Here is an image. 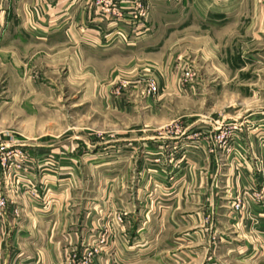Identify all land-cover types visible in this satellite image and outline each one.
Returning <instances> with one entry per match:
<instances>
[{
    "label": "crops",
    "instance_id": "1",
    "mask_svg": "<svg viewBox=\"0 0 264 264\" xmlns=\"http://www.w3.org/2000/svg\"><path fill=\"white\" fill-rule=\"evenodd\" d=\"M96 1L0 0V44L12 31L20 32V42L34 39L45 43L65 41L74 51L71 57L84 64L78 70L77 78L92 80L88 89L100 98L102 107L120 113H133L140 107L137 106L139 103L133 105L128 97L125 98L128 95H116L118 89L113 85L117 78L138 73L143 67L141 64L151 63L158 75L166 72L173 80V64L177 60L185 62L198 55L207 57L208 47L213 52L212 61L226 62L230 88H235V81L245 80L243 93L263 96L262 101L256 100L255 104L237 109L235 115L228 113L224 116L237 119L244 115L249 121V129L236 133L231 141V152L212 150L207 137L212 130L202 128L209 121L201 120L199 126H194L198 124L199 113L195 114L197 118L188 114L183 117L187 128L200 130V146L188 149L193 147L185 141L189 136H179L175 141L164 140L171 146L162 147L164 153L160 154L168 162L165 164H168L169 171L173 170V158L180 161L185 157L187 161L178 168L177 182L167 184L172 188L169 193L174 194L169 195L168 218L161 226L163 229L172 227L175 232L169 239L162 228L148 232V244L140 246H136L132 237L127 244H123L122 237L119 238V246L114 250L117 264H139L145 260L160 264H264V198L256 204L247 202L244 210L239 212L232 207L235 196L246 188L264 192V0H142L151 9L146 30H138V24L130 20L136 0H113L120 9L121 18L103 15ZM16 24L18 28L14 27ZM117 32L126 39L123 40L122 35L118 37ZM108 34L110 37L106 39ZM92 49L98 54L96 57L113 56V60L100 67L86 63L87 57L94 54ZM171 80L169 85L161 81L164 84L161 90L169 89L178 94L187 91ZM159 106L163 107L149 99L144 109L153 108L155 111ZM250 124L258 127L255 129ZM135 127L139 126L132 124L131 128ZM154 138L132 137V140L134 144L143 140L149 144V155L156 156L159 155L155 145L158 140ZM173 142L179 143L173 147L174 150L180 147L179 151H172ZM39 146L41 148L30 150V153L42 160L49 152L45 149L49 145ZM63 153L73 155L71 151L63 150L57 156L61 158ZM173 154L177 156L172 157ZM66 158V165L71 170L65 174L72 178L68 179L67 189L51 214L35 213L28 217L25 210L16 225L11 210L7 223H0V264H64L65 248L77 241L74 228L77 210L82 209L80 220L88 221V215L92 213L86 210L89 203L85 204L83 211L74 198V181L80 171L72 158ZM128 171L130 168L123 170L125 176ZM137 171L151 175L156 171V164L146 166L140 163ZM32 175L39 183L44 177L45 183H50L51 187L57 177L52 170L34 169ZM126 180L118 183L117 187L122 191L118 199L124 206L137 205L140 189L138 187L134 199L135 193L126 188L132 189ZM109 196L110 193L102 194L94 209L101 212V204ZM149 205L153 208L154 201ZM146 216L150 219L149 214ZM207 216L211 218L210 228L204 225ZM187 230H191L190 236L185 234Z\"/></svg>",
    "mask_w": 264,
    "mask_h": 264
},
{
    "label": "rangeland",
    "instance_id": "2",
    "mask_svg": "<svg viewBox=\"0 0 264 264\" xmlns=\"http://www.w3.org/2000/svg\"><path fill=\"white\" fill-rule=\"evenodd\" d=\"M150 14L149 8L146 24L150 21ZM14 27L18 28L19 25ZM19 34V31L8 32L6 40L0 44V202L5 201V206H0V223H7L11 210L15 222L25 210L28 217L35 213L51 214L72 178L65 174L71 170L66 165V157L72 158L80 171L74 181V198L83 211L86 209L85 204L89 203L90 207L86 210L92 213L88 215V221L80 220L82 209L77 210L78 216L74 223L77 241L75 245L65 248L62 257L64 264H117L114 250L119 246V238L122 237L123 244H127L132 237L136 246L146 245L148 232L162 228L170 209L169 195L174 194L169 193L172 188L167 187V184L177 182L178 168L187 162L185 157L180 161L173 158V170L169 171L168 164H165L168 162L162 157V147L169 148L171 145L164 140L175 141L179 136H189L185 141L193 146L188 147L192 150L201 144V132L193 131L195 127L187 128L183 119L186 114L195 118V114H200L198 124L194 126H199L201 120L209 121L202 128L212 130L207 135L212 150L231 152V141L236 133L249 129V121L244 115L237 119L224 116L255 104L256 100H263L262 95L243 93L245 80L235 81V88H230L226 62L212 61L213 52L208 47L207 57L198 55L185 62L177 60L173 64V80L168 78L166 72L158 75L151 63L141 64L143 67L138 73L117 78L113 85V88L118 89L116 95H128L125 98L128 97L133 105L139 103L137 106L140 108L128 114L116 112L112 108L105 110L100 98L88 89L92 80L77 78V72L84 64L71 57L74 51L65 41L50 40L45 43L34 39L20 42ZM109 37L110 34L105 36L106 39ZM92 53L86 63L91 62L97 67L113 60V56L96 57L98 54H95L94 49ZM223 56L226 57L224 51ZM186 72H190L191 76H185ZM169 79L187 91L178 94L169 89L161 90L163 83L169 85ZM150 81L158 87L155 94H149ZM149 99L161 103L163 107H158L161 110L157 107L155 111L153 108L144 109ZM216 120L220 121L215 123ZM132 124L139 127L131 128ZM253 126L255 129L258 127L250 124V127ZM146 136L156 137L159 155L151 153L150 156L149 144L143 140L135 144L132 140V137ZM44 139L47 141L42 143ZM35 143L49 145L45 147L49 152L42 160H37L30 153V150L41 148ZM175 145L179 146V143L173 142L172 151H179L180 147L174 150ZM63 150L71 151L73 155L63 153V157H58L57 154ZM21 152L27 154L24 163L16 160V155L19 156ZM9 153L11 155L7 156ZM5 157H8L7 161H4ZM140 163L146 166L154 163L156 171L151 175L145 171L136 172ZM128 168L130 171L125 176L123 170ZM34 169L52 170L57 176L54 178L56 181L52 182L53 187L45 183L44 177L43 182L35 181L32 175ZM122 180L129 181L134 190L126 188L135 193L134 199L139 187V204L124 206L118 199L122 191L117 186L123 183ZM104 193H110V196L101 204V213L94 207L95 203L99 204V197ZM262 193L257 188L242 190L234 198L233 210H244L247 202L258 203ZM153 201L155 205L152 208L149 204ZM146 214H149L150 219ZM57 224L63 227L61 223ZM16 225H19L18 222ZM204 225L210 228V216L205 218ZM162 230L167 233L166 239L175 232L174 228L167 226ZM190 232L187 230L185 234L189 235ZM160 263L145 260L139 264Z\"/></svg>",
    "mask_w": 264,
    "mask_h": 264
},
{
    "label": "built area",
    "instance_id": "3",
    "mask_svg": "<svg viewBox=\"0 0 264 264\" xmlns=\"http://www.w3.org/2000/svg\"><path fill=\"white\" fill-rule=\"evenodd\" d=\"M97 5L100 7V10L102 11L103 15H107V16H113V17H119L121 18V12H119V8L116 5L115 2H113V0H98L97 1ZM148 10L149 8L142 2V0H136L135 1V6L134 9L132 10L131 14H130V20L132 22H135L136 24H138V30L140 29H146V22L148 19ZM145 22V23H143ZM120 33L117 32V36ZM185 76L190 77L191 73L190 72H186ZM157 85L155 82L150 81L148 84V91L149 94H155L157 92ZM10 156L11 154H7V156ZM16 160L19 163H24L26 161L27 158V154H25L24 152H21V154L16 155ZM8 157L4 158V161H7ZM3 164V163H2ZM18 167H20V165H18ZM261 198H264V192L262 193ZM0 206L4 207L5 206V201L2 200L0 202Z\"/></svg>",
    "mask_w": 264,
    "mask_h": 264
}]
</instances>
